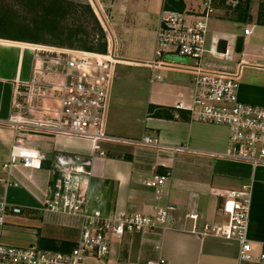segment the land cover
I'll list each match as a JSON object with an SVG mask.
<instances>
[{"label":"crops","instance_id":"1","mask_svg":"<svg viewBox=\"0 0 264 264\" xmlns=\"http://www.w3.org/2000/svg\"><path fill=\"white\" fill-rule=\"evenodd\" d=\"M94 3L102 8L108 27L113 24L114 12H119V16L134 12L138 21L147 23L144 12L146 3H139L138 0H95ZM104 8L109 9L110 13L107 14ZM236 13L238 21L240 12ZM242 14L240 22L249 23L254 28L252 35L237 37L235 48L241 41V50H237L239 60L262 64V50L259 53L257 50H250L248 46L252 42L247 38L253 36L255 27L261 30V34L264 26L248 21L246 14ZM125 27L117 35L118 39L115 37L116 31L113 34L109 28L114 53L117 44V50L122 49L121 42L129 33L132 37L145 34V30ZM156 30L143 37L151 39L152 57ZM217 38L227 42L231 54V39L222 34L216 35L214 41ZM30 48L31 45L22 41L0 37V178L17 185L10 187L6 183H0V202L7 204V193L11 188L21 187L29 193L28 204L19 208L28 219L40 222L39 228H35L38 229L40 241L73 244L77 237L75 221L50 213L41 205L40 192L50 182L49 171L54 162L69 157L76 160V164L84 163L83 166L87 167L90 172L88 182L91 207L101 210L106 216L118 218L124 214L149 215L152 207L167 204L175 208L172 214L176 220L174 227L161 232H135L114 239L111 252L103 261L86 258L81 264H147L158 259H163L166 264H238L241 247L238 240H228L217 235L201 236L198 232L204 224L221 225L225 221V216L220 211L222 199L214 194L220 190H240L244 186L250 189L245 239L252 246L254 255L264 249V168L215 158L214 155L222 154L217 153L218 151L226 150L227 144L216 148L210 140L196 138V122L191 121L187 113L173 110L180 95L186 99L191 96L189 72L176 67L151 70L144 64L149 73L148 86L141 87L144 95L141 102L136 104L121 92V78L116 75L110 97L106 134L111 138L132 142L148 137L156 142V146L107 144L104 146L105 155L98 157L93 154L89 141L20 132L5 125L12 111L14 88L31 77L34 59ZM152 60L153 58L146 63ZM123 62L131 65L129 61ZM246 68L262 72L253 67ZM152 75L159 76L161 80L150 82ZM244 76L242 72L239 100L263 107L264 86L248 84ZM54 79L62 81L60 76ZM52 108L58 111L59 105L55 103ZM16 140H21V146L27 155H36L40 159L38 167L27 169L15 165L3 168L10 162V151ZM175 148L181 152L171 150ZM213 148L216 150H212ZM168 171L172 173L167 183L168 194L164 200L156 201L153 190L146 187L145 183L154 175H162ZM190 215L196 216V220L190 219ZM194 225L195 232L192 231Z\"/></svg>","mask_w":264,"mask_h":264},{"label":"built area","instance_id":"2","mask_svg":"<svg viewBox=\"0 0 264 264\" xmlns=\"http://www.w3.org/2000/svg\"><path fill=\"white\" fill-rule=\"evenodd\" d=\"M227 4H226V2ZM243 1V0H242ZM261 1V0H256ZM225 2V3H224ZM240 0H162L158 27L155 34L153 60L145 63L151 70L158 67H176L191 74L192 92L186 99L182 95L173 105L174 111L187 113L196 123L224 126L228 130L227 147L215 158L264 168V106L242 103L238 97L243 69L253 67L264 71L263 64H251L243 59L237 63L224 62L230 58L226 42L224 54L207 49L209 23L222 4L236 9ZM93 14L109 43L107 18L102 8L91 2ZM237 14V13H236ZM237 16V15H236ZM236 18V17H235ZM243 18V16H242ZM241 18V19H242ZM243 36L252 35L251 24L244 22ZM211 36H216L213 31ZM217 38L215 43L218 44ZM33 66L27 82L18 84L13 91L12 111L6 126L20 132L59 135L89 141L95 156H104L107 144L155 147L148 137L139 141L111 138L106 134L110 97L116 79L117 66L124 62L114 50L106 48V54L88 53L65 48H46L31 45ZM167 56L187 59L188 64H173ZM244 54L241 55L243 58ZM261 59L264 61V49ZM60 76L61 82L55 77ZM161 78L152 75L150 82ZM57 103L58 111L52 106ZM55 114V116H53ZM181 152L180 149H171ZM10 162L3 168L21 165L35 169L39 166L36 155H27L16 140L10 151ZM63 157L56 160L49 171L50 182L41 195L42 207L54 214L64 215L76 222L77 237L69 252L43 250L29 247L7 246L0 242V264H81L86 258L103 261L111 252L114 239L135 232L163 231L174 227L176 220L172 205L154 206L149 215L132 214L114 218L91 207L90 172L84 163ZM170 171L154 175L146 187L153 190L156 201L167 196ZM0 183L16 187L0 178ZM214 195L222 199L223 224H204L199 235H217L241 243L238 264L264 262V249L254 255L253 248L245 239L250 207V189L220 190ZM20 215L21 209L0 202V230L6 224L7 215ZM196 220V216H189ZM196 231V226L192 227ZM147 264H166L163 259Z\"/></svg>","mask_w":264,"mask_h":264},{"label":"rangeland","instance_id":"3","mask_svg":"<svg viewBox=\"0 0 264 264\" xmlns=\"http://www.w3.org/2000/svg\"><path fill=\"white\" fill-rule=\"evenodd\" d=\"M92 1L0 0V37L22 41L28 45H37L53 49L65 48L75 51L97 53L101 48L105 47L106 49L109 46L112 51V40L109 37V43L107 44L105 33L95 15L93 14L99 28L96 27L91 17L82 8V5H88L93 13ZM138 2L146 3L144 12L147 15V23L138 21L134 12L124 16H119V12H114L112 19L114 27L113 24H110L109 27L107 26L108 24L105 26L108 31L110 28L113 34L116 31V39H118L119 33H121L124 26H126V29L139 28L140 30H145L144 35H147L148 32L153 33L156 30L162 8V0H138ZM244 2L248 3L246 12L247 20L259 24L260 11L264 5V0H243L242 3L245 4ZM47 8H49V11L46 10ZM104 10L107 14L110 13L108 11L109 9L104 8ZM235 17L236 9L222 4L220 12L215 13L209 23L210 32L213 31L216 35L222 34L231 39L233 44L231 58L227 59V62H237L240 58L235 44L237 37L241 38L243 36L245 25L244 22L237 21ZM262 31L261 35V30L255 27L253 36L247 38L252 42L248 46L250 50L254 49L259 53V51L264 49V30ZM210 32L207 39V49L217 50L218 45L214 41L216 36H211ZM144 35L132 37L129 33V36H125L121 42L122 49L120 51L117 50L119 47L117 43V48H114L117 58L131 63V65L127 63L119 65L116 68V75L121 78V92L126 94L127 99L135 104L136 102L140 103L142 95H144L141 87L148 86L147 80L149 73L144 67V64L153 58L151 53V39L150 37L143 38ZM84 46L91 48L92 51L84 50ZM262 64L264 65V61ZM246 69L248 68H244L243 70V75H245V78H243L246 80V83L264 86V71L256 72ZM227 136L228 130L224 126L196 123V138L210 140L211 143L217 146L216 148L222 146L224 143L225 145L227 144ZM212 150L216 149L213 148ZM224 152L225 149L217 153ZM29 195L21 187L11 188L7 193L6 201L9 205L14 204L22 208L28 204L27 200L30 199ZM24 214L23 212L20 215H7L6 225L0 230V242L7 246L29 247L32 245L43 250H49L51 248L50 245L40 241L37 235L38 229H35L39 228L40 222H34Z\"/></svg>","mask_w":264,"mask_h":264},{"label":"trees","instance_id":"4","mask_svg":"<svg viewBox=\"0 0 264 264\" xmlns=\"http://www.w3.org/2000/svg\"><path fill=\"white\" fill-rule=\"evenodd\" d=\"M244 3L245 4H243L242 0H240L238 6L236 7V12L246 14L247 9H248V3L247 2H244ZM82 8L84 9V12H86L91 17V19H92L93 23L96 25V27L99 28L97 25V21L94 18L90 7L88 5H82ZM46 10L49 11V8H47ZM258 25L264 26V5L260 11V20H259ZM70 34H72V33H70ZM60 45H65V44H60ZM83 48H84V50L92 51V49L87 47V46H84ZM236 50H239V51L241 50V41L238 42ZM105 52H106L105 47H103V48H101V50L97 51V53H100V54H104ZM48 245H50V247H51L49 250L60 251V252H69L71 250V248L73 247V244H67V243L55 242V241H49Z\"/></svg>","mask_w":264,"mask_h":264},{"label":"water","instance_id":"5","mask_svg":"<svg viewBox=\"0 0 264 264\" xmlns=\"http://www.w3.org/2000/svg\"><path fill=\"white\" fill-rule=\"evenodd\" d=\"M243 14L239 13L238 14V21H241ZM217 53L219 54H224L225 53V49H226V41L224 40H219L218 44H217ZM166 61H170L173 64H188V60L187 59H182V58H178V57H172V56H167Z\"/></svg>","mask_w":264,"mask_h":264}]
</instances>
